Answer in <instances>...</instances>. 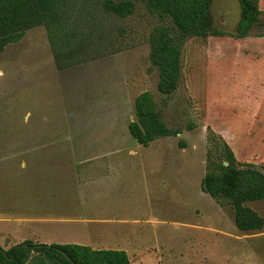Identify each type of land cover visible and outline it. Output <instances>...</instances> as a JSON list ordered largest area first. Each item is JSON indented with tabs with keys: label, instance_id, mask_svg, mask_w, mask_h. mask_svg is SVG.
I'll use <instances>...</instances> for the list:
<instances>
[{
	"label": "rangeland",
	"instance_id": "1",
	"mask_svg": "<svg viewBox=\"0 0 264 264\" xmlns=\"http://www.w3.org/2000/svg\"><path fill=\"white\" fill-rule=\"evenodd\" d=\"M104 1L79 0L94 57L59 69L44 25L0 54V245L75 242L126 250L131 264H264V229H239L233 208L201 188L209 126L240 161L264 165V15L239 37L240 1L213 0V27L226 34L188 37L165 95L150 60L158 18L140 0L125 18ZM144 91L179 134L150 146L130 134ZM248 205L264 217V199ZM94 217L109 221L96 230L84 222Z\"/></svg>",
	"mask_w": 264,
	"mask_h": 264
},
{
	"label": "trees",
	"instance_id": "2",
	"mask_svg": "<svg viewBox=\"0 0 264 264\" xmlns=\"http://www.w3.org/2000/svg\"><path fill=\"white\" fill-rule=\"evenodd\" d=\"M140 1L159 20L149 34L150 60L159 72L158 91L170 95L177 89L182 75L186 39L226 33L213 27V0ZM239 1L238 36L246 37L261 23L264 10L260 0ZM79 3V0H0V54L10 44L20 41L27 30L44 25L59 69L88 60L94 50L89 44L93 37L91 29L87 33V27L82 25L83 6ZM103 6L120 18L128 17L136 10L134 0H105ZM257 35L264 36V32ZM128 129L144 146H150L158 138L180 133L168 126L150 91L135 98V118ZM201 188L218 203L233 208L239 229H264V217L248 205L251 201L264 199V165L240 161L225 137L211 126L207 129L206 172ZM47 244L25 240L7 249L0 245V264H73L60 250L77 264H131L128 252L123 249L93 248L74 242Z\"/></svg>",
	"mask_w": 264,
	"mask_h": 264
},
{
	"label": "crops",
	"instance_id": "3",
	"mask_svg": "<svg viewBox=\"0 0 264 264\" xmlns=\"http://www.w3.org/2000/svg\"><path fill=\"white\" fill-rule=\"evenodd\" d=\"M263 3H264V0H260V4H261V8H263ZM113 154V153H111ZM110 169V168H109ZM109 175V172L108 173H105V172H102L101 175ZM85 220V219H84ZM109 219H106V218H101V217H94V218H88L86 219V223H94V227H96V230L99 228V227H102L104 226V224H106V222H108ZM97 238L98 240H96L98 243H100L102 241V238L100 236L97 235ZM75 243V242H74Z\"/></svg>",
	"mask_w": 264,
	"mask_h": 264
},
{
	"label": "water",
	"instance_id": "4",
	"mask_svg": "<svg viewBox=\"0 0 264 264\" xmlns=\"http://www.w3.org/2000/svg\"><path fill=\"white\" fill-rule=\"evenodd\" d=\"M47 246H51V244H47ZM62 253H63V255L65 256V257H67L70 261H71V263H73V264H77L74 260H72V258H70L69 256H68V254L65 252V251H63V250H60Z\"/></svg>",
	"mask_w": 264,
	"mask_h": 264
}]
</instances>
